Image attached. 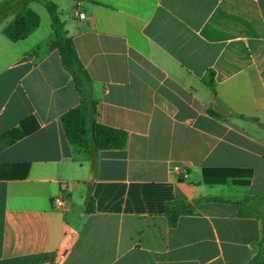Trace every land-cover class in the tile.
Here are the masks:
<instances>
[{"label":"crops","instance_id":"obj_1","mask_svg":"<svg viewBox=\"0 0 264 264\" xmlns=\"http://www.w3.org/2000/svg\"><path fill=\"white\" fill-rule=\"evenodd\" d=\"M50 1L91 79L96 121L127 141L92 156L72 146L60 116L80 96L48 46L42 0L28 3L39 25L24 39H7L4 19L0 135L28 132L0 166L28 170L0 177V264H248L263 238L264 0ZM204 168L240 171L207 184ZM169 201L190 209L173 226Z\"/></svg>","mask_w":264,"mask_h":264},{"label":"trees","instance_id":"obj_2","mask_svg":"<svg viewBox=\"0 0 264 264\" xmlns=\"http://www.w3.org/2000/svg\"><path fill=\"white\" fill-rule=\"evenodd\" d=\"M31 0H5L0 3V23L12 16L2 27L3 35L11 41H19L27 37L39 25V15L28 7ZM51 20L53 38L49 41L50 49H56L60 61L66 71L72 76L75 89L80 99L79 103L60 116V122L67 141L74 147L83 150L88 156L96 154L101 149L123 148L126 145L127 133L123 130L100 124L96 121V100L92 98L91 79L80 62L72 39L67 36L60 19V11L55 3L42 0ZM209 87L213 104L216 102L215 83L213 72L203 78ZM209 114L224 118L223 114L209 108ZM264 127V124H261ZM26 129L12 128L0 135V150L12 144L16 139L27 134ZM28 164H6L0 166V177L24 178ZM239 169H207L202 170V180L207 184L225 183L228 177L237 176ZM249 177V175H248ZM242 183L246 181H240ZM216 199V198H212ZM92 209V201L88 202L87 211ZM190 209L183 201H169L164 206V216L168 224L173 226L180 213ZM51 264V263H47ZM248 264H264V218L263 238L259 243L257 254Z\"/></svg>","mask_w":264,"mask_h":264},{"label":"built area","instance_id":"obj_3","mask_svg":"<svg viewBox=\"0 0 264 264\" xmlns=\"http://www.w3.org/2000/svg\"><path fill=\"white\" fill-rule=\"evenodd\" d=\"M76 14L79 18H84L85 14L81 11L77 12ZM52 205L60 210L61 212H66L69 210L70 204L67 200V198L63 197V196H56L52 198Z\"/></svg>","mask_w":264,"mask_h":264},{"label":"rangeland","instance_id":"obj_4","mask_svg":"<svg viewBox=\"0 0 264 264\" xmlns=\"http://www.w3.org/2000/svg\"><path fill=\"white\" fill-rule=\"evenodd\" d=\"M44 11H45V12H44V13H45L44 15H46V16L48 17V19H49V17H50V16H49V13H48L47 10H45V9H44Z\"/></svg>","mask_w":264,"mask_h":264}]
</instances>
